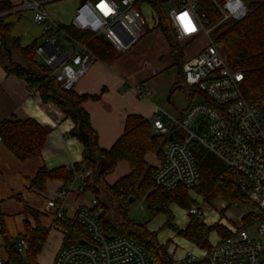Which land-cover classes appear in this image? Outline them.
Segmentation results:
<instances>
[{"label": "built area", "instance_id": "1", "mask_svg": "<svg viewBox=\"0 0 264 264\" xmlns=\"http://www.w3.org/2000/svg\"><path fill=\"white\" fill-rule=\"evenodd\" d=\"M56 0H21L22 8L34 13V21L42 26L46 43L39 45L36 56L51 70V76L62 91L72 92L89 72L97 57L85 45L69 40L61 25L55 22L47 5ZM220 13L213 24L201 14L199 0H168L164 5L168 23L181 44H189L205 37L207 44L191 60L183 65V83L191 100L185 116L176 119L166 114L152 119L156 136L172 137L165 146L163 157L154 180L166 191L180 187L189 192L200 182V173L190 146L198 143L223 162L233 174L234 184L252 201L260 220L253 223L258 232L251 238L247 228H242L247 215L239 218L241 229L231 230L232 235L220 238L211 250L201 256L189 255L184 264H264V117L255 105L244 97L242 83L244 74L233 70L221 53L214 38L215 30L224 24L243 20L248 12L245 0H215ZM173 3L167 11L166 6ZM149 6L157 28L159 16L153 0H87L76 8L71 23L77 30L90 32L98 38L104 37L117 55H122L137 46L149 29L143 9ZM19 10V9H17ZM13 10L0 14V19ZM187 13V18L182 19ZM191 21V30L187 21ZM70 48V52H67ZM140 89V88H139ZM150 96L151 91L141 93ZM199 96L202 100L196 101ZM170 136V137H169ZM1 140V138H0ZM74 178L65 184L56 199L47 203L54 219L65 217V199L79 179V192L94 175L92 168L84 162ZM74 170L75 165L67 166ZM188 210L189 216L207 218L213 210L210 203L195 199ZM97 201L89 207H81L76 220L85 228L90 242L61 249L56 264H153L146 252L128 236H113L108 239L99 216L94 213ZM17 249L25 253L29 249L26 240L16 242ZM1 264V262H0Z\"/></svg>", "mask_w": 264, "mask_h": 264}, {"label": "trees", "instance_id": "2", "mask_svg": "<svg viewBox=\"0 0 264 264\" xmlns=\"http://www.w3.org/2000/svg\"><path fill=\"white\" fill-rule=\"evenodd\" d=\"M215 0H199L200 12L215 24L220 13L215 6ZM249 12L238 22L224 24L214 32L218 45L225 47L226 60L230 68L244 74L242 91L246 100L255 105L264 117V0H245ZM168 0H153V6L159 16V25L165 39L171 46L173 54H179L181 49L172 40V31L164 10ZM14 0H0V14L7 13L15 8ZM14 24L0 19V66L8 75L25 79L31 90L39 92L44 103H53L62 110L66 117L71 119L75 127L69 136L78 139L85 147L83 161L92 168L94 175L87 181L81 194L92 193L97 201L94 213L106 234L109 236H128L133 239L147 254L153 264H176L167 252L164 245L158 241V234L149 230L147 224L136 223L129 218L130 199L137 196L146 197L148 208L153 217L166 214L169 221L167 228H173L178 236L191 242L200 250H211L210 238L217 233L222 239L232 235L224 225L219 223L207 225L200 218L189 216L188 226L181 230L172 223L173 215L170 212L172 205L181 209H189L193 200L189 191L180 187L175 191H166L156 185L154 175L157 168L149 166L145 161L148 153H156L163 157V150L169 143V138L153 134L152 121L140 116H130L126 121L125 131L121 138L110 150L99 147L97 133L92 129L90 117L82 108L87 100L98 99L96 96H78L72 92H64L51 76V70L37 60V42L23 48L20 40L11 36ZM69 40L87 46L97 59L104 62L115 60L118 55L114 49L90 32H82L72 25L62 26ZM23 67L25 70L20 69ZM29 73H34L31 76ZM181 89V88H180ZM187 91V90H186ZM89 135L90 144L87 146L81 138L79 128ZM51 129L43 126L34 119L20 120L12 117L0 124V138L3 144L19 160L25 161L31 157L41 155L44 150ZM190 149L196 160L200 173L197 193L209 203L213 199L221 198L228 206H235L239 202H246L247 196L234 184L233 174L229 168L217 157L198 143H192ZM126 161L130 167V174L110 186L105 178L111 174L117 164ZM104 169L101 170V165ZM70 170L61 167L54 170L41 168L30 181V189L45 190L49 181L60 180L65 183L74 178L81 169ZM23 203L21 197L17 198ZM24 212L36 221L33 227L25 222V235L29 249L22 256L16 243L11 241L6 227L0 218V233L6 243L7 260L1 264H39L43 244L48 238V231L37 223L40 213L29 206H24ZM260 220V216L250 213L244 221L247 227ZM68 234L64 248L78 244L81 240H88L89 235L85 228L75 219L68 224Z\"/></svg>", "mask_w": 264, "mask_h": 264}, {"label": "crops", "instance_id": "3", "mask_svg": "<svg viewBox=\"0 0 264 264\" xmlns=\"http://www.w3.org/2000/svg\"><path fill=\"white\" fill-rule=\"evenodd\" d=\"M58 1H53L47 5L51 18L61 26L69 25L79 4L76 3L73 12L70 13L67 10L68 5L56 3ZM14 4L16 7L13 12L4 17L6 22L14 24L11 36L19 39L23 48L35 42L41 45L44 37L41 25L34 21L33 13L28 12L31 10L21 9V0H14ZM25 11L27 12L25 13ZM26 14L31 15L26 16ZM25 18H29L32 26L29 28L18 27V24ZM152 43L157 44V47L150 45ZM199 52L194 56L187 57L186 62L194 58ZM173 55L171 46L163 33L155 28L149 31L137 46L122 55H118L115 60L104 62L97 59L89 72L77 84L74 93L78 96L98 97V99L84 102L82 108L90 117V124L97 133L98 144L101 149L108 151L116 144L124 134L126 121L130 116H140L150 121L155 116L166 120L165 113L176 119H182L185 116L191 100L188 93L187 105L181 108L173 104L172 107H169L170 112L159 104L152 92L150 96L141 95V93L146 92L147 84L152 83L156 77L166 72H172L177 68L175 59L172 60ZM37 60L41 62L38 57ZM174 86L184 89L180 70L177 80L171 85V87ZM148 91L150 90L148 89ZM157 95L160 97V94ZM195 100L200 101L202 99L196 96ZM171 101L172 97L169 98L168 103ZM12 117L20 120L34 119L41 125L49 127L51 132L41 155L25 161L19 160L0 140V218L11 241L15 244L25 235L26 221L33 227L36 226V221L24 212V206L27 205L38 211L40 217L37 223H40L42 228L49 232L38 262L39 264H56V258L61 249L64 248L63 245L68 234L67 224L74 222L79 209L85 206L89 207L95 196L92 193L81 194L82 192H79L81 183L79 179H76L74 189L65 199V217L56 220L48 209L47 203L58 197L66 183L60 180L49 181L45 190L40 191L38 189L31 190L30 181L41 168L51 171L81 163L85 147L78 139L69 136L75 124L66 117L58 106L53 103H44L39 92L31 90L25 79L8 75L6 70L0 66V124ZM152 132L154 134V130ZM145 161L149 166L158 168L162 157L156 153H148L145 156ZM130 172L129 164L126 161H121L115 170L106 176L105 181L112 186ZM18 197L23 199V203L17 200ZM184 212L186 215L180 220L174 217L172 221L181 230L185 229L189 223V215L186 210ZM216 216L219 217L217 214ZM214 217L211 211L207 219H212L213 223L208 225L219 223ZM147 226L150 231L158 234L159 243L164 245L166 249V244L170 247H176L173 252L169 248L167 249L176 264H184L183 262L189 255H202V250L178 236L176 231L168 230L161 233L162 227L157 228L155 222H148ZM81 241L89 242L88 240ZM5 247L6 243L0 233L1 263L7 260Z\"/></svg>", "mask_w": 264, "mask_h": 264}, {"label": "rangeland", "instance_id": "4", "mask_svg": "<svg viewBox=\"0 0 264 264\" xmlns=\"http://www.w3.org/2000/svg\"><path fill=\"white\" fill-rule=\"evenodd\" d=\"M56 3H64L68 5V9L70 13L73 12V8L76 5V3L80 4L81 0H59ZM54 3V4H56ZM27 11H25L26 13ZM33 13L32 11H28ZM144 16L147 20V25L149 29H153L155 26V21L153 19V12L152 9L149 6H146L143 9ZM31 14H26V16H29ZM34 16V13H33ZM32 26V23L29 21V18H25L20 24H18V27L22 28H29ZM42 28V26H41ZM43 35V33H42ZM145 38V37H144ZM46 37H43L41 45L46 43ZM172 40L175 45H178L181 49V55L182 59L181 62L184 64L187 60V57H190L191 55L194 56L199 50L204 47V45L207 44V39L205 37H200L193 42L189 43L187 46L185 44H181L175 37V35H172ZM153 47H157V44L154 45V43L150 44ZM220 46V45H219ZM221 53L226 57L227 51L225 47L220 46ZM70 48H67V52H70ZM201 51V50H200ZM175 56V55H173ZM175 57H172V60L174 61ZM172 72H166L165 74H162L154 79L152 83L147 84V90L148 89L153 93V96H156V100L159 102L161 106H163L167 111L170 112L169 107H172L173 104H176L180 106L181 108H184L188 101H187V92L185 88H178V87H171L172 83L177 80L179 69L178 66H176ZM188 90V89H187ZM157 94H160V97H158ZM172 97V101L168 103L169 98ZM193 204L196 203L195 199H203V196L197 193V189H195L192 192H189ZM86 197H88L86 195ZM206 201V200H205ZM213 208L212 210V216L219 221V224L224 225L228 230H237L239 231L241 229V222L239 221V218L242 215H250L251 212L254 211L255 207L252 201L247 197L246 202H239V204L235 206H228V203L224 201L221 198L213 199L209 202ZM192 204V205H193ZM170 212L173 215L172 221L175 219L180 220L186 213L184 212L185 209H181L178 206H171ZM188 209H186L187 211ZM211 213V212H210ZM219 215V217L216 216ZM129 218L133 220L136 223H142L147 224L148 222L154 223L157 228L162 227L161 233H165L168 230H174L173 228H167L165 225L169 221V217L166 214H159L156 217H153L149 211L148 208V202L146 200V197L137 196V199L131 203L130 210H129ZM205 224H211L213 223L212 219L202 218ZM206 220V221H205ZM165 221V222H164ZM162 222H164L162 224ZM174 224V223H173ZM175 225V224H174ZM247 222L244 221L242 228H247ZM175 231V230H174ZM230 231V230H229ZM247 233L250 235L251 238H257L258 232L256 230V225L251 226L247 229ZM220 236L217 233H214L211 238L210 242L212 246H215L218 244L220 240ZM167 249L169 248L172 252L176 249V247H170L168 244H166ZM23 257H25V254H22Z\"/></svg>", "mask_w": 264, "mask_h": 264}, {"label": "water", "instance_id": "5", "mask_svg": "<svg viewBox=\"0 0 264 264\" xmlns=\"http://www.w3.org/2000/svg\"><path fill=\"white\" fill-rule=\"evenodd\" d=\"M87 0H82V3L86 2ZM173 8V3H170L166 6V9L167 11H170L171 9ZM101 40H103L104 42H106V40L104 39V37H101ZM175 56V61H176V64L178 65V68L180 70V73L183 77V65L181 63V60H180V55L179 54H174ZM19 66V65H18ZM20 69L22 70H25L23 67L19 66ZM31 76H35L34 73H29ZM79 131L81 132V138L83 139L84 143L89 146L90 144V137L89 135H87L86 133L83 132L82 130V127L79 128ZM170 141H172V138H170ZM104 169V164L101 165V170L100 172ZM134 199H130V202L133 203ZM108 239H113L114 237L113 236H107ZM79 244H82V245H87L88 242L87 241H81Z\"/></svg>", "mask_w": 264, "mask_h": 264}, {"label": "snow or ice", "instance_id": "6", "mask_svg": "<svg viewBox=\"0 0 264 264\" xmlns=\"http://www.w3.org/2000/svg\"><path fill=\"white\" fill-rule=\"evenodd\" d=\"M186 18H187V13L184 14V17H182V19H186ZM187 25L191 30H193V31L195 30L194 27H191V21L190 20L187 21Z\"/></svg>", "mask_w": 264, "mask_h": 264}]
</instances>
